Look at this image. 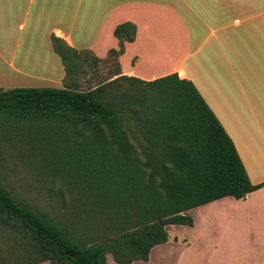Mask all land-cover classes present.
<instances>
[{"label": "trees", "instance_id": "trees-1", "mask_svg": "<svg viewBox=\"0 0 264 264\" xmlns=\"http://www.w3.org/2000/svg\"><path fill=\"white\" fill-rule=\"evenodd\" d=\"M113 35L118 47L105 59L52 37L62 87L0 88V134L36 142L64 206L50 215L0 183V264L147 261L167 226L193 223L189 210L262 186L193 82L122 75L118 57L136 26L122 22ZM106 59L115 69L104 78L97 69ZM87 70L93 82L82 89Z\"/></svg>", "mask_w": 264, "mask_h": 264}, {"label": "crops", "instance_id": "crops-1", "mask_svg": "<svg viewBox=\"0 0 264 264\" xmlns=\"http://www.w3.org/2000/svg\"><path fill=\"white\" fill-rule=\"evenodd\" d=\"M125 21L135 24L136 35L118 57L120 73L145 81L170 73L190 79L250 182L262 184L243 198L196 207L197 233L168 234L147 261L132 264H153L159 247L160 256L181 247L176 264H264V0H0V88H11L10 72L24 75L31 66L41 69L38 80L62 87L65 71L52 37L105 59L118 47L115 26ZM192 219L172 226L194 228Z\"/></svg>", "mask_w": 264, "mask_h": 264}, {"label": "rangeland", "instance_id": "rangeland-1", "mask_svg": "<svg viewBox=\"0 0 264 264\" xmlns=\"http://www.w3.org/2000/svg\"><path fill=\"white\" fill-rule=\"evenodd\" d=\"M35 56L38 58L39 54ZM15 66L20 68L17 60ZM114 69L115 66L112 60L106 59L99 65L97 75L105 78L109 70L112 71ZM40 71L41 69L39 67L31 66L26 70L24 75L18 74L17 72H10L7 76L9 80L4 82L7 83L6 86H10L11 88L54 86L44 80L37 79L43 77V73ZM91 73H93L92 70H87L82 75L80 79V87L82 89L92 84L94 76H91ZM87 78L91 80L88 83H86ZM28 138L29 136L21 135L14 131H10L4 135L0 134V183L14 195L26 200L38 209L53 216H61L64 211V206L61 203L62 200L58 193L60 182L49 172L46 161L40 153L36 142L30 141V138ZM65 196L67 200H70L69 194L66 191ZM199 209L196 208L191 213V216L197 221V225L194 228L171 225L167 226L168 234L170 236H182L178 231L188 234L197 233L200 227ZM180 248L171 249L163 256H160V253L164 248H157L152 254V263L176 264L177 254H179ZM220 251L222 252V250ZM223 251L229 253V250ZM212 258L214 260L213 262H215L218 257L214 254ZM40 264H48V262H42ZM106 264H116L110 254L106 255Z\"/></svg>", "mask_w": 264, "mask_h": 264}]
</instances>
